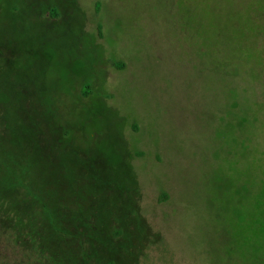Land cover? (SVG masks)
Listing matches in <instances>:
<instances>
[{
    "label": "rangeland",
    "instance_id": "1",
    "mask_svg": "<svg viewBox=\"0 0 264 264\" xmlns=\"http://www.w3.org/2000/svg\"><path fill=\"white\" fill-rule=\"evenodd\" d=\"M84 1L105 56L82 0H0L8 240L36 264H264V0Z\"/></svg>",
    "mask_w": 264,
    "mask_h": 264
},
{
    "label": "trees",
    "instance_id": "2",
    "mask_svg": "<svg viewBox=\"0 0 264 264\" xmlns=\"http://www.w3.org/2000/svg\"><path fill=\"white\" fill-rule=\"evenodd\" d=\"M82 3H83V6L85 8L86 15H95V19H94L93 26H92V32H90V34L92 36H94V39H91L90 38L91 39V44L94 47L103 48L105 50L104 51V56H105L111 50V48L110 47H106L104 45L105 43L103 42V39H102V33H103L104 30L105 31L106 30L109 31V33H114L115 31L113 30L112 27L108 26L106 24V22L104 23V21L102 20V16L100 17L101 13L94 12V11L87 12L86 11V2L84 0H82ZM52 14L54 16L57 15V13L55 12V10H52ZM99 18H100L101 22H100ZM97 33L99 35L98 37H96V34ZM96 40L98 41L99 44H101L100 46L97 44V41ZM110 65L112 66V67L109 68V70H111V71H116V69H113V67L114 68H117V69H122L123 66L125 67V64L123 65L122 63L121 64L120 63H110ZM85 84H83L82 86H86ZM14 87H17V88H15V89H11L10 88V90H8L6 94H7V97L10 99L9 101L12 102V104L10 106V112L13 113L14 116H17V115L20 114V112H18L16 110L15 106H17L20 103V100H22V99L24 100L28 96L30 97V94L27 96V94H26V88L25 87H22V86H14ZM69 89H71V90H69V98L68 99L72 100L71 98H72V95L73 94L75 95V98H76L75 84H71L70 83ZM80 91L82 93H84L85 95H88L89 94V93H87V92H85L83 90H80ZM14 95H17L18 100H13V96ZM42 98H45V99H47L49 101H53V100L48 99V98H46L44 96ZM42 98L40 100H38V105L33 108V110L35 112L42 113ZM56 105H57V103H56ZM58 108L59 107L57 105V108H56L57 111H58ZM86 109L87 108H84L83 107L80 110L83 111V110H86ZM83 112H85V111H83ZM40 120H41V118H40ZM36 122H37V124H35V126L37 128H39L40 127V121H37L36 120ZM137 128L139 130H141L140 126L139 125H135V124L133 125L132 128H128V127L127 128H124V132H126V136L125 137H126L129 145H131V144L132 145L133 144H137L139 142V140L136 139L138 137V134H140V132L138 133V131H136ZM90 129H91V132H89L88 130H84V132H82L83 134L81 135V137L84 138V136H86V135L91 136L95 132V130H94V128H93L92 125H91V128ZM51 142L53 143V141H51ZM90 142H92V141H90ZM54 143H56V141ZM67 147H65V148H67ZM75 155H76L77 160H79V161L82 162L83 157L82 156H78L76 152H75ZM91 157H95V156L92 155ZM133 161H134V158L132 156L130 158V162H133ZM148 164H151V163L149 161H145L144 162V165H143L144 168ZM82 166H83V163H82ZM87 167H88V169H86V168L84 169V167H83V170L87 173V176L83 177L84 180L85 179L92 180L94 178H98L99 177L98 176V173L93 172V169L95 170L94 167H91V165H89V164H87ZM89 186L92 187L93 185H89ZM164 196H166V195H164ZM75 214L78 215L77 213H75ZM119 232H122L121 229H119ZM0 233H1L0 235L3 237V238H0V239H3L5 241V243L0 246V260L3 262V263H0V264H10L12 258L14 259V263H16V264H36L35 261H34V259L39 258V257H37L38 254L33 253V252H28V253L23 252V250L16 243H12L13 244L12 245L11 242H10V240H8V239L11 238V234L10 233H7V231L5 230V228L0 227ZM16 249L19 250V254L22 255V257H18L19 254L17 252H15ZM84 255H86L85 248H84ZM24 256L28 257L27 260H26V258ZM106 264H115V261L113 259H109V260H107V263Z\"/></svg>",
    "mask_w": 264,
    "mask_h": 264
}]
</instances>
